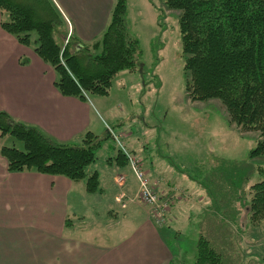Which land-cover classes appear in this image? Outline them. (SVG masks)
Instances as JSON below:
<instances>
[{
    "label": "trees",
    "instance_id": "trees-1",
    "mask_svg": "<svg viewBox=\"0 0 264 264\" xmlns=\"http://www.w3.org/2000/svg\"><path fill=\"white\" fill-rule=\"evenodd\" d=\"M163 1L167 10L179 12L188 97L194 102L219 101L241 131L258 135L250 159L264 157V0ZM0 13L5 15L3 29L21 44L33 45L55 69V85L64 96L83 101L108 96L118 74L144 68L140 41L128 29L127 0H116L107 29L92 43L72 37L66 44L67 25L49 0H0ZM106 133L88 132L79 145L61 144L36 127L0 113V153L8 172L87 179L90 194L100 192L98 173L92 172L98 151L106 142H115L113 133ZM8 137L23 147L7 144ZM113 148L118 153L116 162L127 164V154L133 152L124 142ZM257 172L262 180L251 187L249 205L233 218L264 220V166ZM208 208L202 220L213 213ZM203 235L194 264H227Z\"/></svg>",
    "mask_w": 264,
    "mask_h": 264
},
{
    "label": "crops",
    "instance_id": "crops-1",
    "mask_svg": "<svg viewBox=\"0 0 264 264\" xmlns=\"http://www.w3.org/2000/svg\"><path fill=\"white\" fill-rule=\"evenodd\" d=\"M49 1L82 43L105 32L116 2ZM4 18L0 13V113L61 144L79 145L88 132L102 136V117L94 102L62 95L55 69L6 32ZM117 155L106 144L98 151L92 172L98 173L100 192L90 194L87 179L10 173L0 153V264H179L184 252L172 248L167 237L188 196L181 185L158 169L152 172L138 158L153 183L159 180L158 191L173 198L167 225L156 226L135 201L138 184L128 164L116 162ZM121 176L124 186L117 182ZM122 194L126 197L120 204ZM200 208L189 211V218L203 219L207 210Z\"/></svg>",
    "mask_w": 264,
    "mask_h": 264
},
{
    "label": "rangeland",
    "instance_id": "rangeland-1",
    "mask_svg": "<svg viewBox=\"0 0 264 264\" xmlns=\"http://www.w3.org/2000/svg\"><path fill=\"white\" fill-rule=\"evenodd\" d=\"M127 4L128 29L140 41L144 68L118 74L108 96L92 97L102 117L101 135L108 127L119 133L144 165L177 182L188 196L167 237L172 248H182L181 262H196L204 234L227 264H264V220L233 218L245 211L251 187L262 180L257 167L264 166V157H249L258 135L241 131L219 101L188 97L179 12L167 10L163 0ZM6 142L23 147L11 137ZM105 144L115 146L112 140ZM201 206L213 212L209 218H189Z\"/></svg>",
    "mask_w": 264,
    "mask_h": 264
},
{
    "label": "built area",
    "instance_id": "built-area-1",
    "mask_svg": "<svg viewBox=\"0 0 264 264\" xmlns=\"http://www.w3.org/2000/svg\"><path fill=\"white\" fill-rule=\"evenodd\" d=\"M115 138L118 141V144L121 145L119 139L117 137ZM128 159L132 173L138 183V191L135 200L148 209L150 217L157 225H163L166 221L167 213L170 210L171 200L159 195L154 188L152 181L149 179L147 173L137 159L129 155ZM124 181V177L119 180L120 183Z\"/></svg>",
    "mask_w": 264,
    "mask_h": 264
}]
</instances>
